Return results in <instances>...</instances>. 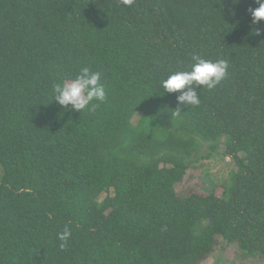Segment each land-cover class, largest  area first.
I'll use <instances>...</instances> for the list:
<instances>
[{
  "label": "trees",
  "instance_id": "trees-1",
  "mask_svg": "<svg viewBox=\"0 0 264 264\" xmlns=\"http://www.w3.org/2000/svg\"><path fill=\"white\" fill-rule=\"evenodd\" d=\"M256 7L0 0V264H202L222 240L264 257ZM193 55L226 61L228 75L196 88L199 106L178 105L161 80ZM83 66L102 73L106 100L82 113L51 101ZM201 141L235 162L232 186L181 196Z\"/></svg>",
  "mask_w": 264,
  "mask_h": 264
},
{
  "label": "clouds",
  "instance_id": "clouds-1",
  "mask_svg": "<svg viewBox=\"0 0 264 264\" xmlns=\"http://www.w3.org/2000/svg\"><path fill=\"white\" fill-rule=\"evenodd\" d=\"M238 2V0H237ZM125 4H131L132 0H123ZM256 8H249L254 24L264 20V0H255ZM257 33L259 29L256 30ZM192 63L187 69L176 71L161 80V85L167 93H178L176 101L178 105L199 106L200 95L196 88L203 86L209 90L215 88L228 75V64L224 60H210L199 55L192 56ZM102 73L94 71L88 66L80 67L74 79L54 82L52 85V100L61 107L82 113L83 111H95L107 98L106 86L101 82ZM179 115L180 108H176ZM71 231L68 227L58 233V239L62 242L61 248L66 246Z\"/></svg>",
  "mask_w": 264,
  "mask_h": 264
},
{
  "label": "rangeland",
  "instance_id": "rangeland-1",
  "mask_svg": "<svg viewBox=\"0 0 264 264\" xmlns=\"http://www.w3.org/2000/svg\"><path fill=\"white\" fill-rule=\"evenodd\" d=\"M200 146L197 163L190 168L188 179L178 187L181 196L211 192L220 195L225 188L232 186V172L236 170V165L231 157H227L224 148L212 151L204 141L200 142ZM3 173V166L0 165V182ZM104 197L102 195L101 199ZM202 264H264V257L246 253L236 245L222 240L218 251Z\"/></svg>",
  "mask_w": 264,
  "mask_h": 264
}]
</instances>
